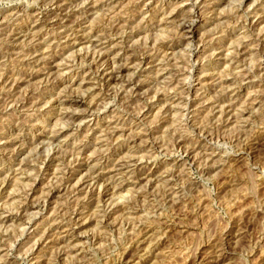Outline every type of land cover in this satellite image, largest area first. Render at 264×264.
I'll use <instances>...</instances> for the list:
<instances>
[{"label":"rangeland","instance_id":"1","mask_svg":"<svg viewBox=\"0 0 264 264\" xmlns=\"http://www.w3.org/2000/svg\"><path fill=\"white\" fill-rule=\"evenodd\" d=\"M102 263L264 264V0H0V264Z\"/></svg>","mask_w":264,"mask_h":264},{"label":"bare ground","instance_id":"2","mask_svg":"<svg viewBox=\"0 0 264 264\" xmlns=\"http://www.w3.org/2000/svg\"><path fill=\"white\" fill-rule=\"evenodd\" d=\"M223 10V9H222ZM230 10V9H229ZM228 12V11H227ZM189 27V26H188ZM163 37V36H162ZM87 55V54H86ZM68 65V64H67ZM250 65V64H249ZM120 89V88H119ZM248 95V94H247ZM97 122V121H96ZM81 123V122H80ZM98 124V123H97ZM256 131V130H255ZM141 161V160H140ZM66 162V161H65ZM78 180V179H77ZM79 182V181H78ZM77 182V183H78ZM81 183V182H80ZM79 184V183H78ZM11 194V193H10ZM155 195V194H154ZM44 206V205H43ZM126 217V216H125ZM123 220V219H122ZM174 223V222H173ZM145 225V224H144ZM152 225V224H151ZM148 247V246H147ZM145 249H149V247L148 248H145ZM146 251V250H145ZM144 251V252H145ZM148 252V251H147ZM174 252V251H173ZM157 263V262H156ZM103 264V263H102Z\"/></svg>","mask_w":264,"mask_h":264}]
</instances>
